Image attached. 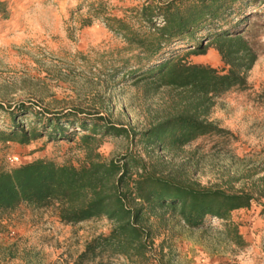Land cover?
Instances as JSON below:
<instances>
[{
	"label": "rangeland",
	"instance_id": "obj_1",
	"mask_svg": "<svg viewBox=\"0 0 264 264\" xmlns=\"http://www.w3.org/2000/svg\"><path fill=\"white\" fill-rule=\"evenodd\" d=\"M168 0H0V102L29 104L33 111L78 110L99 114L124 126L129 136L97 135L87 144L81 128L66 129L67 139L46 134L26 144L0 140V167L9 169L38 158L79 167L88 156L102 160L125 153L142 157L149 169L204 187L227 191L249 189L254 165L264 161V10L250 14L242 29L257 59L247 74V87H234L212 99L199 117L224 129L222 135H205L175 150L147 148L133 133L143 131L184 109L179 91L157 87L150 80L136 82L123 70H114L124 46L105 20L117 17L140 27L143 5ZM103 4L95 16L91 6ZM256 2H263L257 0ZM242 7V6H241ZM234 7L231 17L239 13ZM246 5L245 11H252ZM162 24L161 18L157 20ZM179 50V55H184ZM191 63L225 69L211 42L203 55L183 57ZM84 117V116H83ZM29 122L30 118H21ZM9 117L0 110V129ZM50 131V130H49ZM152 215L144 259L117 256L110 264H264V198L249 208L231 212L245 245L228 242L222 222L211 220L202 230H189L169 211ZM112 227L106 217L77 224L60 221L56 205L34 208L21 204L0 213V264H75L86 242L106 235Z\"/></svg>",
	"mask_w": 264,
	"mask_h": 264
},
{
	"label": "trees",
	"instance_id": "obj_2",
	"mask_svg": "<svg viewBox=\"0 0 264 264\" xmlns=\"http://www.w3.org/2000/svg\"><path fill=\"white\" fill-rule=\"evenodd\" d=\"M255 1L168 0L143 5L138 28L117 17L104 21L124 40L117 53L127 54L117 56L114 70H123L136 82L150 80L157 87L177 90L187 103L182 112L133 133L147 148L175 150L199 137L225 133L200 119L198 111L207 110L214 97L231 88L247 87V74L257 54L242 26L260 4L264 10V0ZM237 3L239 13L231 17ZM247 4L252 11L241 9ZM102 8L101 2L96 8L91 6L95 16L101 15ZM159 18L162 24L157 22ZM209 42L225 66L222 71L183 58L205 54ZM179 50H184V55H179ZM0 110L9 117L7 126L0 129L3 141L26 144L44 134L49 139H67L65 131L70 127L86 131L80 135L85 144L97 140V135L129 136L126 127L112 124L99 114L73 109L33 111L25 102L13 106L0 102ZM24 117L30 121L23 122ZM253 170L257 177L249 189L232 192L165 176L149 169L142 157L132 153L109 160L90 154L79 167L38 158L9 169L0 167V213L21 204L34 208L56 205L58 217L65 224L106 217L112 222L109 233L86 242L75 264H110L117 256L144 259L151 237L146 224L158 211L162 219L169 211L189 230L205 229L211 220H218L224 227L220 234L228 242L244 246L231 212L249 208L253 201L264 198V161L256 163Z\"/></svg>",
	"mask_w": 264,
	"mask_h": 264
},
{
	"label": "crops",
	"instance_id": "obj_3",
	"mask_svg": "<svg viewBox=\"0 0 264 264\" xmlns=\"http://www.w3.org/2000/svg\"><path fill=\"white\" fill-rule=\"evenodd\" d=\"M25 264H30L28 260H26Z\"/></svg>",
	"mask_w": 264,
	"mask_h": 264
}]
</instances>
